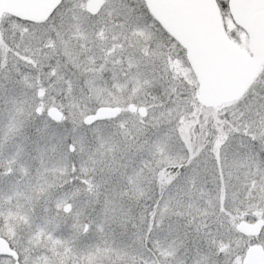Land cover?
Masks as SVG:
<instances>
[{"label": "snow or ice", "instance_id": "snow-or-ice-1", "mask_svg": "<svg viewBox=\"0 0 264 264\" xmlns=\"http://www.w3.org/2000/svg\"><path fill=\"white\" fill-rule=\"evenodd\" d=\"M0 264H264V0H0Z\"/></svg>", "mask_w": 264, "mask_h": 264}]
</instances>
